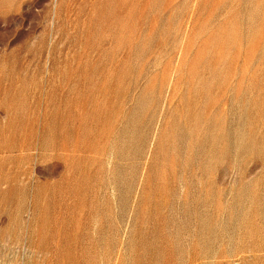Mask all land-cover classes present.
<instances>
[{
  "label": "rangeland",
  "instance_id": "obj_1",
  "mask_svg": "<svg viewBox=\"0 0 264 264\" xmlns=\"http://www.w3.org/2000/svg\"><path fill=\"white\" fill-rule=\"evenodd\" d=\"M0 264H264V0H0Z\"/></svg>",
  "mask_w": 264,
  "mask_h": 264
}]
</instances>
